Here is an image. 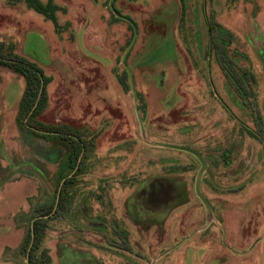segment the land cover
<instances>
[{
	"label": "rangeland",
	"instance_id": "rangeland-1",
	"mask_svg": "<svg viewBox=\"0 0 264 264\" xmlns=\"http://www.w3.org/2000/svg\"><path fill=\"white\" fill-rule=\"evenodd\" d=\"M53 2L65 10L57 12L59 31L26 4L0 0L4 52L56 80L46 87L48 104L38 119L72 126L95 143L85 175L69 185L72 211L50 221L49 264H264V133L256 132L260 119L252 111L256 103L264 125V64L247 53L264 6ZM211 20L232 32L230 50L251 77L250 96L238 94L221 72L209 44ZM25 87L21 74L0 65V264H27L21 244L35 207L64 182L60 160H50L66 148L17 124ZM153 179L174 180L183 194L159 213L136 193L150 192Z\"/></svg>",
	"mask_w": 264,
	"mask_h": 264
},
{
	"label": "trees",
	"instance_id": "trees-1",
	"mask_svg": "<svg viewBox=\"0 0 264 264\" xmlns=\"http://www.w3.org/2000/svg\"><path fill=\"white\" fill-rule=\"evenodd\" d=\"M8 1L12 4L20 2L26 4L29 8L52 20L57 31L61 30L62 26L57 21V12L65 10L55 4L53 0H49L47 3H43L41 0ZM113 9L118 11L114 5ZM121 18L129 19L128 16L120 14V18L117 19ZM208 30L210 48L215 53L216 62L221 72L235 87L238 94L250 96L252 92L250 86L245 82V79L250 80L251 77L237 64L230 50L232 32L216 20L209 22ZM235 51L236 54L240 52L238 50ZM0 65H6L14 69L25 78L26 87L16 117L19 128L29 134L31 133L32 137H40L47 140L52 139V141L55 140L57 144L66 148L63 155H61V152H58V156L51 160L53 162L64 160L58 171L60 181L64 180L59 189V196L57 190L53 194V198L46 199L42 204L35 207L30 220L29 231L21 244V248L27 257V264H49L52 261V257L49 248L44 244V239L47 236L50 221L59 218L69 211L71 207L69 185L75 176L82 171V165L87 156V151L95 143L93 138L86 139L72 126L66 124H47L38 119V116L44 112L48 104L46 87L52 81L51 76H47L41 68L29 62L24 57L14 56L10 52L5 53L1 44ZM119 81L124 86H127L122 76H120ZM252 111L256 117L255 119H260L259 131H255L262 134L264 133V125L261 120L260 108L256 103H252ZM253 133L250 131L251 135ZM80 158V164L76 169ZM75 169L76 171L72 173Z\"/></svg>",
	"mask_w": 264,
	"mask_h": 264
},
{
	"label": "flooded vegetation",
	"instance_id": "flooded-vegetation-1",
	"mask_svg": "<svg viewBox=\"0 0 264 264\" xmlns=\"http://www.w3.org/2000/svg\"><path fill=\"white\" fill-rule=\"evenodd\" d=\"M149 188H151L150 192H146V190H140L137 193L139 198H142L144 195L147 196V202H149L154 211L160 212L159 210H164L165 208H169L179 201V198L182 197V189L181 186L176 183L174 180L168 179H153ZM148 191V190H147ZM140 204L142 202L140 201ZM164 205V206H163ZM141 208V207H140ZM143 208V207H142ZM161 208V209H159ZM159 209V210H157Z\"/></svg>",
	"mask_w": 264,
	"mask_h": 264
},
{
	"label": "crops",
	"instance_id": "crops-1",
	"mask_svg": "<svg viewBox=\"0 0 264 264\" xmlns=\"http://www.w3.org/2000/svg\"><path fill=\"white\" fill-rule=\"evenodd\" d=\"M258 3L261 4L262 6H264V0H262V1L258 0ZM68 19H69V17H68ZM257 22H258L257 25L259 27V31H257L255 33V35H256V45L253 47V50L251 52H250V50L249 51L247 50L248 51L247 53H251V54L253 53L254 56H255V57L253 56L254 61L256 60L257 62H260L261 64H264V8H262V10L260 11V13L258 15V21ZM241 52H243V51H241ZM243 53H244V56L247 55L245 52H243ZM258 66H261V65H258ZM93 75L94 74H92L90 76H93ZM53 80H55V78H53L52 81ZM93 80L94 79L92 78V81ZM52 81L48 85H50L51 83H52V85H55L54 81L53 82ZM91 85H93V84H91ZM93 94H96V93H93ZM50 102H51V97H50ZM98 150H99V148H98ZM63 161L58 162L59 163V167H60V165H61V163ZM80 174L85 175V171L82 169ZM85 203H88L87 198L85 199ZM69 211H72V210L69 209ZM69 211H68V213H69ZM236 227H237V225H236ZM259 229H260L259 234H263L264 233V221L259 222ZM259 239H260V237L258 238V240ZM167 251H165V252H167ZM163 258H165V257H163V256L159 257V259H162V261H163ZM236 264H237V261H236Z\"/></svg>",
	"mask_w": 264,
	"mask_h": 264
},
{
	"label": "water",
	"instance_id": "water-1",
	"mask_svg": "<svg viewBox=\"0 0 264 264\" xmlns=\"http://www.w3.org/2000/svg\"><path fill=\"white\" fill-rule=\"evenodd\" d=\"M160 145V144H159ZM206 162L205 161H202V167H201V170L198 174V177H197V190H198V193L200 194V196H202V193L200 192V181H201V177L203 175V173L205 172L206 170ZM59 193H60V190L58 192V196H59ZM208 205V203H207ZM209 206V205H208ZM210 208V207H209Z\"/></svg>",
	"mask_w": 264,
	"mask_h": 264
}]
</instances>
